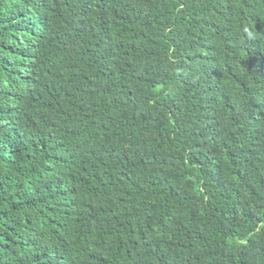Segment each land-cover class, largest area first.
Here are the masks:
<instances>
[{"label": "trees", "instance_id": "trees-1", "mask_svg": "<svg viewBox=\"0 0 264 264\" xmlns=\"http://www.w3.org/2000/svg\"><path fill=\"white\" fill-rule=\"evenodd\" d=\"M0 264H264V0H0Z\"/></svg>", "mask_w": 264, "mask_h": 264}]
</instances>
